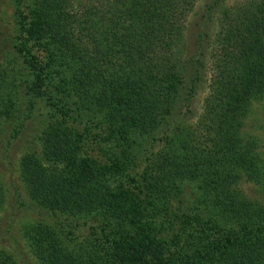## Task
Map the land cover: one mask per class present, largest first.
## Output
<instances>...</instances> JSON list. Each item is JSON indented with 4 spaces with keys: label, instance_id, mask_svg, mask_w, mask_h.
<instances>
[{
    "label": "trees",
    "instance_id": "1",
    "mask_svg": "<svg viewBox=\"0 0 264 264\" xmlns=\"http://www.w3.org/2000/svg\"><path fill=\"white\" fill-rule=\"evenodd\" d=\"M27 1L28 14L15 23L20 42H11L13 58L0 62V117L10 116L21 93L27 119L38 99L45 98L51 110L43 122L41 151L20 160L26 191L50 211L102 214L115 227L107 249L87 241L69 249L67 241L73 240L67 234L27 227L24 238L37 261L143 264L146 253L153 264H177L180 259L165 258L167 250L156 241L164 245L173 239L179 248L182 238L158 237L170 225L153 204L167 210L181 201L199 220L193 227L217 236L209 242L213 251L226 244L221 264H264V247L230 240L231 230L220 226L222 220L224 227L244 222L245 229L264 232V207L247 202L238 189L242 178L264 187V144L241 130L252 104L264 100V0H247L226 13L219 34L207 24L224 0H212L205 24L194 30L183 21L195 0ZM21 32L28 38L21 39ZM36 51L43 53L42 61ZM207 81L205 113L187 126L189 99ZM100 123L129 137L128 166L132 161L135 170L146 161L141 187L119 181L115 191L114 167L90 170L83 164L81 145ZM156 145L161 151L152 154ZM152 210L163 229L153 225ZM0 264L15 263L6 256Z\"/></svg>",
    "mask_w": 264,
    "mask_h": 264
},
{
    "label": "rangeland",
    "instance_id": "2",
    "mask_svg": "<svg viewBox=\"0 0 264 264\" xmlns=\"http://www.w3.org/2000/svg\"><path fill=\"white\" fill-rule=\"evenodd\" d=\"M245 1L247 0H224L219 5V8L212 13L214 17L211 22L208 21L207 25L214 24L212 27L213 31L218 34L221 33L223 26L226 24L225 14L232 13L233 9ZM27 2V0H0V62L4 58L6 60L13 58L11 42H20L15 23L20 22V15L26 16L28 14ZM211 3L212 0H195L193 8L185 15L186 18L184 17L186 21H183V23L186 24V27L194 30L199 25L202 26L203 22L205 24L204 14L207 13V9ZM187 34L188 32L185 33V41L190 36H187ZM20 36L21 39L28 38L26 32H21ZM215 44L216 42H214ZM34 46L31 44V50H37ZM185 46V50H182V52L188 55V45ZM36 56L39 61L45 58L43 53L39 51H36ZM209 70H212V63L210 61L206 63L205 76L207 78L210 75ZM208 83V81L203 83L191 95V99H189L188 111L192 119L184 121L187 126L194 124V122L196 123L202 114L205 113V100L209 93ZM22 94H20L17 108L9 110L11 111L10 116L8 117V113L6 112L0 117V188L3 195V203L0 206V258L5 259L6 256H10L15 264H40L24 238L25 229L33 226H47L55 229L57 234L59 232L67 234L73 240L67 241L69 249L76 244H82L84 241L89 243L95 242L98 246L107 249L105 242H111V239L107 240V238L110 236V231L115 230L114 222L110 218L102 214L91 216H67L68 214H66L63 216L39 205L26 191L25 184L20 175V160L26 153L41 151L42 145L40 139L43 134V122L47 119L48 115H51V110L46 105L45 98L38 99L36 100L37 103L34 111L31 113V117L27 119ZM185 109L183 108V111ZM241 130L247 133L245 135L252 134L261 144H264V100L252 104L247 118L242 122ZM90 132L91 134L84 138V144L80 148L81 159L85 167H88L90 170H110L114 167L115 171L113 173L119 174L117 177L114 176V180H111V188L115 191L119 181L123 185L129 183L134 187L136 185L141 187L143 184L142 171L146 161H143L140 166L138 165L135 170L133 169L132 161L129 162L131 165L128 166L127 162L129 158L127 160L124 157L126 154L127 156L130 155L129 149L131 147L127 145L129 137L124 136L123 133L114 130V127L104 123L98 124L97 128H92ZM130 140L132 141L134 138L131 136ZM159 151H161L160 146L156 145L153 147L152 154H156ZM261 151L264 153V147ZM126 163L127 166L123 167ZM238 189H240L242 196L247 202L264 207L263 186L252 184L242 178L238 184ZM193 193L195 194V192ZM190 196L188 195L185 199H188ZM184 201L189 203V200ZM200 204L201 201L197 204V211H200ZM153 208L156 213H159L158 216H166L165 220L168 222L166 225L171 226H167L170 230L169 233H167L166 227L163 231L165 234H158V237L161 239L168 237L176 238L177 236L182 238L180 249L174 246L173 243L171 244V240L173 239H170V242L167 241L164 245L161 241H156L159 246H163L167 250V252H164L165 258L178 257L180 259L178 263L180 264H221V254L225 250L226 244L224 245V250L220 247L218 250L213 251L212 245L209 242L217 240L215 239L217 236L193 227L195 223L199 224V220L192 217L190 213L192 211L189 205L187 207V203L181 201L177 203L176 201L167 210H163L162 206L155 203L153 204ZM193 213H195V210ZM186 214L189 217L188 220L183 218L187 217ZM149 215L155 228H159L162 222L157 216L153 215V210ZM68 222L71 225H68ZM220 226L224 232L231 230V234L230 232L226 233L230 240L237 242L252 241L251 244L257 243L255 246L260 245L264 247V232L257 233L252 229H245L246 224L244 222H233V224L226 222V227H224L225 221L222 220ZM163 227L164 225L159 229H163ZM98 230L99 233L97 232ZM242 230H245L244 235H242ZM198 240L204 243L200 245L188 243L190 241L197 242ZM186 242L188 244L184 247ZM206 251H211L213 256L205 255ZM143 256L145 262L143 264L156 263L150 254L145 253ZM168 262L166 261L165 263L168 264ZM140 263L142 264V262Z\"/></svg>",
    "mask_w": 264,
    "mask_h": 264
}]
</instances>
